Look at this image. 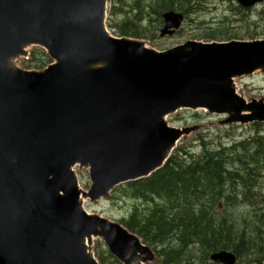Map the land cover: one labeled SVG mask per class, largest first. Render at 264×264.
<instances>
[{"label":"water","instance_id":"water-1","mask_svg":"<svg viewBox=\"0 0 264 264\" xmlns=\"http://www.w3.org/2000/svg\"><path fill=\"white\" fill-rule=\"evenodd\" d=\"M104 15L105 0H0V264H99L87 245L92 236L124 264L137 263L148 249L84 210L72 167L90 168L96 199L162 167L190 132L169 128L168 113L206 107L228 113L226 122L264 120V103L247 104L232 81L264 72V40L194 41L157 53L110 37ZM164 18L162 35L173 34L183 15ZM32 43L57 64L17 68L13 59ZM211 259L236 263L228 251Z\"/></svg>","mask_w":264,"mask_h":264},{"label":"trees","instance_id":"trees-1","mask_svg":"<svg viewBox=\"0 0 264 264\" xmlns=\"http://www.w3.org/2000/svg\"><path fill=\"white\" fill-rule=\"evenodd\" d=\"M203 1L157 0L155 8L160 12L178 9L190 13ZM117 28L124 35L145 36L147 26L142 28L139 19H125ZM180 151L149 178L128 184L124 194L155 198L156 206L150 215L142 219L134 216L125 224L143 236L142 226L147 225L149 235L145 237L161 247L163 264H182L185 251L200 252V259L207 262L211 252L221 249L234 251L239 262L261 264L264 136L230 148L205 149L197 157ZM238 197L249 204L251 211L247 215L235 214Z\"/></svg>","mask_w":264,"mask_h":264},{"label":"rangeland","instance_id":"rangeland-1","mask_svg":"<svg viewBox=\"0 0 264 264\" xmlns=\"http://www.w3.org/2000/svg\"><path fill=\"white\" fill-rule=\"evenodd\" d=\"M129 1L132 2V0ZM239 8L238 3L234 0H211L203 11L189 17L183 28L172 37H160L158 33L154 34L158 28V22L157 18L153 17V23L150 22L147 28L148 36L153 38L145 40L152 48L166 50L187 40L225 42L229 37H232V40H235L234 38H239L237 40H251L252 37L254 39L264 38V7L254 8L250 12H241L238 10ZM211 32L228 33L229 36L212 40L207 36ZM237 87L238 91L247 99L264 97V76L256 73L250 77H241L237 79ZM223 120L224 117L221 115L210 114L205 110L192 111L189 109L181 110L169 117V122L173 126L197 127L179 143V146L191 150L190 152L194 156L201 154L205 147L230 146L241 139L252 137L257 130L264 132V123L259 126L255 124H224ZM76 172L84 189L87 190L90 185L88 171L77 167ZM262 184L264 185V174L262 175ZM110 198L94 202L87 199V209L90 212L100 213L116 220L129 214L132 208L131 201L121 200L113 204V200ZM238 204L239 207L233 209L236 215H247L251 211L247 204L242 202H238ZM107 260L109 263L113 262L109 255H107ZM191 260L192 263H190ZM151 264H158V261ZM182 264L211 263L203 262L200 259V252L185 251L182 255ZM240 264H249V261L243 260Z\"/></svg>","mask_w":264,"mask_h":264},{"label":"bare ground","instance_id":"bare-ground-1","mask_svg":"<svg viewBox=\"0 0 264 264\" xmlns=\"http://www.w3.org/2000/svg\"><path fill=\"white\" fill-rule=\"evenodd\" d=\"M194 216V215H193ZM190 263H192V260H191V262Z\"/></svg>","mask_w":264,"mask_h":264}]
</instances>
